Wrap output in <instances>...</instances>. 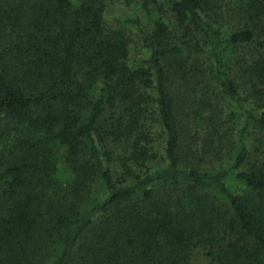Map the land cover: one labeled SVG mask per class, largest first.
Returning a JSON list of instances; mask_svg holds the SVG:
<instances>
[{
	"label": "trees",
	"instance_id": "16d2710c",
	"mask_svg": "<svg viewBox=\"0 0 264 264\" xmlns=\"http://www.w3.org/2000/svg\"><path fill=\"white\" fill-rule=\"evenodd\" d=\"M118 1L0 0V264H264V0Z\"/></svg>",
	"mask_w": 264,
	"mask_h": 264
},
{
	"label": "rangeland",
	"instance_id": "374dc122",
	"mask_svg": "<svg viewBox=\"0 0 264 264\" xmlns=\"http://www.w3.org/2000/svg\"><path fill=\"white\" fill-rule=\"evenodd\" d=\"M135 0H120L113 4L106 13L110 24H115L119 19H132L135 15ZM131 63H137L140 59L147 58L146 51L135 45L131 50Z\"/></svg>",
	"mask_w": 264,
	"mask_h": 264
}]
</instances>
